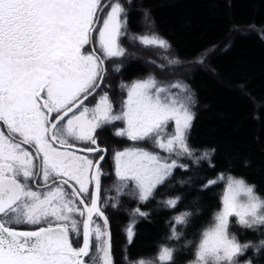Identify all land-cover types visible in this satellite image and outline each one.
Segmentation results:
<instances>
[{
	"label": "snow or ice",
	"instance_id": "snow-or-ice-1",
	"mask_svg": "<svg viewBox=\"0 0 264 264\" xmlns=\"http://www.w3.org/2000/svg\"><path fill=\"white\" fill-rule=\"evenodd\" d=\"M127 27L120 0H0V264H114L105 209L119 207L125 195L141 203L152 199L175 169L187 170L181 158L195 164L209 159L210 151L197 155L188 142L195 101L186 85L153 76L121 83L126 98L118 112L107 91L98 93L106 61L129 55L123 37L145 48L171 47L154 31L133 35ZM117 121L124 126L114 135L133 144L113 151L117 182L105 191L115 195L102 197L108 150L97 132ZM221 180V210L201 233L189 264H239L248 248H264V240L242 244L229 232L233 216L242 228L264 226V196L232 175L220 174L202 188ZM179 200L160 203L174 209ZM132 216L125 229L129 243L135 217L147 213L137 207ZM190 216L173 217L170 239L180 238L175 225L186 226ZM176 251L161 246L155 259L133 264H174Z\"/></svg>",
	"mask_w": 264,
	"mask_h": 264
},
{
	"label": "trees",
	"instance_id": "trees-1",
	"mask_svg": "<svg viewBox=\"0 0 264 264\" xmlns=\"http://www.w3.org/2000/svg\"><path fill=\"white\" fill-rule=\"evenodd\" d=\"M124 6L129 31L137 34L143 26L153 24L170 44L164 58H170L172 50L180 63L168 65L163 72L158 63L157 74L169 84L187 86L195 101L188 142L197 155L206 150L211 155L199 164L181 158L187 170L175 169L145 203L126 195L120 197V205L110 217L114 262L146 259L156 255L161 244H167L177 250L174 264H185V258L193 253L201 233L222 206L225 182L202 188L207 180L220 174L243 178L264 196V0H131ZM145 13L149 24L145 23ZM139 54L143 57L146 50ZM128 56L119 60L124 63L122 79L131 81L149 72L144 58ZM103 137L113 143L123 142L111 136L109 130ZM175 196L180 200L174 209L160 203ZM137 207L147 216L135 217L134 236L129 243L125 229L132 223V212ZM185 211L191 213L188 224L176 225L182 235L170 239L173 217ZM231 219L229 232L240 243L254 242L258 236L264 240V226L246 229L237 224L236 217ZM238 259L241 263L264 264V248L250 247Z\"/></svg>",
	"mask_w": 264,
	"mask_h": 264
},
{
	"label": "rangeland",
	"instance_id": "rangeland-1",
	"mask_svg": "<svg viewBox=\"0 0 264 264\" xmlns=\"http://www.w3.org/2000/svg\"><path fill=\"white\" fill-rule=\"evenodd\" d=\"M101 2L102 3H106L107 0H101ZM120 2L123 5H125V3L128 2V0H120ZM105 11H107V9ZM149 31H154L155 33H157L159 35V33L154 29V25L153 24L152 25L149 24L148 26H146V25L143 26L142 32L137 33V34H134V33H132L131 31L128 30V32L130 34H133V35H143V34H145L146 32H149ZM121 43L127 49L128 53H131L133 51L136 52V53L130 54L128 56L129 59H140L141 60V59L144 58V60H145L144 63L146 62L147 66L149 67L150 70H149V72L147 74H145V75H143L141 77H138V78H136L134 80L128 81V79H126V80L122 79L121 70H122V68H124V63L119 62L120 58H114L112 60L106 61L105 66H106V69H107V75L105 77L104 83L101 85V88L98 90V93L102 94L104 91L108 92L109 98H110V100L113 103V110L116 111V112L120 111L122 100L126 98V92H124L123 95L121 94V92H122V90L120 88L121 83L131 84L133 81L143 80V79L148 78L149 76H153L158 82L163 83V84H169V82L167 80L162 79V76L157 74V71L160 70V67H162V72H163L164 68L168 69L169 68L168 65H171V64L168 63V61L171 60V59H175V56L173 55L172 50H171V53L170 52L168 53L169 54L168 56L170 58L165 59L164 57H165L167 51H165L164 49L156 48V47L145 48L139 42H135V43L131 42L127 36L122 38ZM148 49H150V50H148ZM144 50H146V55L143 54V57H141L139 52H142ZM122 58H124V57H122ZM150 61H153L154 63L150 62ZM158 63H161L160 67L158 66L159 65ZM117 64L120 65V71L119 72L113 71L114 67ZM115 75H116V79H113L115 77ZM172 91H174V89ZM89 103L94 104L95 100L90 98ZM123 126L124 125H123L122 122L117 121L113 125H106L102 129H99L98 132H97L98 143L101 146L106 147V149L108 150L107 157H106L105 161L103 162V164L101 165L102 168H103V171L105 173V175L102 177V180H101L102 197L103 196H111V195H113L114 191H105V190L112 189L114 183L117 182V178H116L115 173H114V165H113V159H112L113 151L114 150L123 149L125 147L132 146V144L127 143V142H130V141L127 140L126 138L119 137V138L122 139L123 142H115L114 141V143H113V141L104 139L103 135L105 134L106 130H109V132L111 133V136L115 137V135H114L115 130L117 128L123 127ZM139 146L148 148L149 150H154V149H152L151 144L141 143ZM162 155H163V153H162ZM116 210H117V208H113L111 206H108L105 209V215L108 217V220H109V227H110L111 214L113 212H116ZM220 210H221V208L218 211H220ZM233 217L229 218V225H230V221L232 220L231 218H233ZM213 222H214V220L212 218L210 220L209 224L207 225V227H209ZM200 238H201V236H200ZM200 238L198 239V243L200 241ZM259 242H260V238L258 236V239L256 241L248 242V243H251L252 245H258ZM111 243H112V239H111ZM74 246H78V245L74 244ZM161 246L170 247L167 244H161L160 247L158 248V252H159ZM195 250H196V248H195ZM195 250L193 251V253L189 257L185 258V264H189V261H191V260H193L195 258ZM157 254L156 255H150L146 259H155L157 257ZM112 256H113V252H112ZM113 261H114V257H113ZM238 261H239V264H244V262L241 263V261L239 259H238ZM114 264H115V262H114ZM126 264H133V262H128Z\"/></svg>",
	"mask_w": 264,
	"mask_h": 264
},
{
	"label": "water",
	"instance_id": "water-1",
	"mask_svg": "<svg viewBox=\"0 0 264 264\" xmlns=\"http://www.w3.org/2000/svg\"><path fill=\"white\" fill-rule=\"evenodd\" d=\"M105 67H106V66H105ZM101 147L106 148V147H104V146H101ZM106 157H107V155H106ZM106 157H105V159H106ZM104 161H105V160H104ZM104 161H102V164H103Z\"/></svg>",
	"mask_w": 264,
	"mask_h": 264
},
{
	"label": "flooded vegetation",
	"instance_id": "flooded-vegetation-1",
	"mask_svg": "<svg viewBox=\"0 0 264 264\" xmlns=\"http://www.w3.org/2000/svg\"><path fill=\"white\" fill-rule=\"evenodd\" d=\"M26 227V226H25Z\"/></svg>",
	"mask_w": 264,
	"mask_h": 264
}]
</instances>
